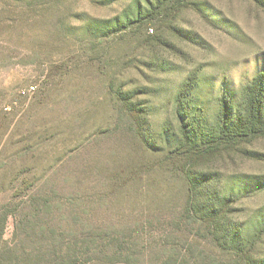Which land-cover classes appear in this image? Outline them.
<instances>
[{"label":"rangeland","instance_id":"rangeland-1","mask_svg":"<svg viewBox=\"0 0 264 264\" xmlns=\"http://www.w3.org/2000/svg\"><path fill=\"white\" fill-rule=\"evenodd\" d=\"M149 2L0 0V209L20 207L7 219L9 246L23 244L34 179L55 193L62 228L109 232L113 260L98 263L239 262L184 214L185 160L175 148L179 112L212 118L221 93L237 102L264 72V0H177L136 30ZM192 76L197 85L182 97ZM117 91L146 106L153 148L129 130ZM201 166L218 174L234 198L231 217L264 259V137L223 145Z\"/></svg>","mask_w":264,"mask_h":264},{"label":"trees","instance_id":"trees-1","mask_svg":"<svg viewBox=\"0 0 264 264\" xmlns=\"http://www.w3.org/2000/svg\"><path fill=\"white\" fill-rule=\"evenodd\" d=\"M19 1L40 8L44 2L53 0ZM176 1L149 2L150 8L143 15L134 18L135 29L144 28L149 23L167 17L168 10ZM82 29L87 33L100 32L101 36H106L98 26L90 32L84 27ZM111 29L113 28L110 27V31ZM196 85V78L192 76L184 84L180 95L189 96ZM117 97L122 108L129 114V130L143 146L153 148L154 142L150 137L152 123L146 106L141 101L132 100L131 95L121 91H117ZM217 105L218 110L212 118L200 114L187 116L184 110L179 112L181 122L175 149L185 160L181 167L187 186L183 212L191 221L198 222L205 228L207 238L213 245L235 253L239 257V262L237 261L236 264H264L263 258L255 256L241 225L231 217L234 198L221 190L218 174L212 171L211 167L201 166L202 162L207 161L223 145L249 142L264 137V72L256 73L241 87L237 102H234L228 94L221 93L217 98ZM185 117L188 118L187 121ZM41 186L42 184L38 183L35 185L34 179L28 181V188L31 189L30 198L25 200L21 207L23 210L27 208L24 211L28 226L27 231L23 228L25 233L23 244L11 247L3 238L8 216L15 215L14 210L18 211L20 207L14 206L10 209L7 206L5 209H0V264L27 262L29 264H92V262L105 264L98 263L99 259L113 260L111 258L113 255L109 252L112 245L109 232L89 226L88 229L75 234L76 229L72 227V223L69 227L62 228L59 224V220L63 218L62 208L59 209V204L55 207V193L52 190L45 192ZM53 200L55 201L52 202ZM73 206L76 204L70 202L69 210ZM74 209H72L74 213L82 211L81 208ZM69 214L72 219L71 213ZM28 216L34 219L30 220ZM39 216L43 217V221ZM55 228L57 231L53 230ZM83 231L86 232L82 233ZM66 235L68 238L71 236L67 242L64 239ZM25 239L27 240L24 241ZM120 248L121 246H118V256L121 255Z\"/></svg>","mask_w":264,"mask_h":264}]
</instances>
